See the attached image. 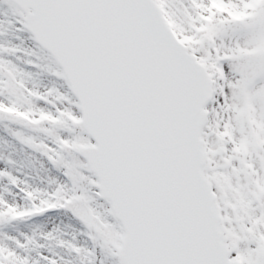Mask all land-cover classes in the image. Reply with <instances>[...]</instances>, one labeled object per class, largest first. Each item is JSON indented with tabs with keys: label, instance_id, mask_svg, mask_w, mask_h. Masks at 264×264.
I'll return each mask as SVG.
<instances>
[{
	"label": "snow or ice",
	"instance_id": "snow-or-ice-1",
	"mask_svg": "<svg viewBox=\"0 0 264 264\" xmlns=\"http://www.w3.org/2000/svg\"><path fill=\"white\" fill-rule=\"evenodd\" d=\"M0 264H264V0H0Z\"/></svg>",
	"mask_w": 264,
	"mask_h": 264
}]
</instances>
